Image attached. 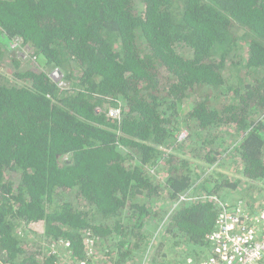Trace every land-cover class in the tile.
<instances>
[{
	"label": "trees",
	"instance_id": "16d2710c",
	"mask_svg": "<svg viewBox=\"0 0 264 264\" xmlns=\"http://www.w3.org/2000/svg\"><path fill=\"white\" fill-rule=\"evenodd\" d=\"M178 151L264 184V0H0V264L202 249L240 180Z\"/></svg>",
	"mask_w": 264,
	"mask_h": 264
},
{
	"label": "built area",
	"instance_id": "2783aa9c",
	"mask_svg": "<svg viewBox=\"0 0 264 264\" xmlns=\"http://www.w3.org/2000/svg\"><path fill=\"white\" fill-rule=\"evenodd\" d=\"M52 76L57 81L62 74L54 70ZM62 80V78H61ZM62 82V81H61ZM63 84V83H61ZM103 110L100 109V112ZM122 107H113L108 111L112 117H120ZM216 196V195H214ZM214 200L217 197L211 196ZM184 197L181 198V200ZM250 203L247 199L236 203L218 200L216 206L215 228L207 235L205 253L199 258L192 255L185 257L180 264H264V201ZM249 204H255L252 206ZM90 249L87 258L74 260L67 254L60 264H111L99 251L94 252V239L88 240ZM68 245V244H67ZM113 264V263H112Z\"/></svg>",
	"mask_w": 264,
	"mask_h": 264
},
{
	"label": "rangeland",
	"instance_id": "374dc122",
	"mask_svg": "<svg viewBox=\"0 0 264 264\" xmlns=\"http://www.w3.org/2000/svg\"><path fill=\"white\" fill-rule=\"evenodd\" d=\"M19 54L23 57L26 56L23 50H19ZM61 78L62 77L60 76L59 82L63 83L66 86L67 83L63 80V78L61 80ZM188 137H189V133L187 131H182L179 136L182 142H189ZM188 149L189 148H187L186 150ZM229 152L230 151L224 153L225 155L227 154L226 157L223 154L222 157L224 159L222 160L224 161L222 160L219 162L217 161L212 165H207L205 161L200 162L199 160L192 158L190 154H187L186 152L183 151H178V155L180 157L184 156L185 158H188L190 160L192 159L193 162L195 161L193 163V167L195 168L197 173L202 174V179L200 180H203V178H209L211 182H213L214 179L220 178L218 176L220 174H221L220 175L221 181L224 180L225 177H228L233 182L240 180V182L237 184V188H234L233 190H231V192L228 190L229 192L227 193L228 194L226 200L227 202L236 203L238 200L247 199V201H249L250 203L257 204V203H261L259 200L262 198L264 201V184L262 182L254 183L253 181L244 178V176H242L239 172L240 164L238 158L236 157L235 152L234 151L230 153ZM202 166L206 167L204 172H202L203 170ZM221 193L223 192L221 191ZM213 197H217V199L214 200L216 204L218 203V200L225 202V200H221L222 198L218 193H216V196L213 195ZM249 205L252 207L255 204H249ZM174 206L175 204H169L168 206L169 213ZM252 209L254 208L252 207ZM165 218L166 216L164 217L163 219L164 221L162 222V224L166 222L168 217L166 219ZM162 232H164V228H162L161 226L158 228L156 233L149 238L151 239V241L149 242L147 241V245L146 242H143L140 245V249L134 251V253L129 257V259L127 258L124 264H152L153 261H155L156 264H180V263H184L186 259L185 257H187L188 255H192L195 258H199L204 254H206L204 246L201 249L200 247H193L186 244L178 245L174 240L167 241L166 245L163 246V248H161V241H163V239L162 236L160 237V235L162 234ZM29 237H30L29 240L34 239L37 242L40 240L39 236L35 235L34 233H30ZM191 252L195 254H192ZM112 263L118 264L113 260Z\"/></svg>",
	"mask_w": 264,
	"mask_h": 264
},
{
	"label": "flooded vegetation",
	"instance_id": "af4514ba",
	"mask_svg": "<svg viewBox=\"0 0 264 264\" xmlns=\"http://www.w3.org/2000/svg\"><path fill=\"white\" fill-rule=\"evenodd\" d=\"M100 110L97 111V113L99 112Z\"/></svg>",
	"mask_w": 264,
	"mask_h": 264
},
{
	"label": "clouds",
	"instance_id": "9594fccd",
	"mask_svg": "<svg viewBox=\"0 0 264 264\" xmlns=\"http://www.w3.org/2000/svg\"><path fill=\"white\" fill-rule=\"evenodd\" d=\"M102 112H103V111H102ZM102 112H101V113H102Z\"/></svg>",
	"mask_w": 264,
	"mask_h": 264
},
{
	"label": "water",
	"instance_id": "95a60500",
	"mask_svg": "<svg viewBox=\"0 0 264 264\" xmlns=\"http://www.w3.org/2000/svg\"><path fill=\"white\" fill-rule=\"evenodd\" d=\"M61 73V72H60Z\"/></svg>",
	"mask_w": 264,
	"mask_h": 264
}]
</instances>
